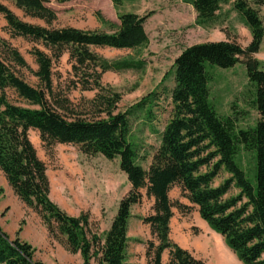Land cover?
Returning <instances> with one entry per match:
<instances>
[{
    "label": "trees",
    "instance_id": "trees-1",
    "mask_svg": "<svg viewBox=\"0 0 264 264\" xmlns=\"http://www.w3.org/2000/svg\"><path fill=\"white\" fill-rule=\"evenodd\" d=\"M111 1L119 6L132 0ZM184 1L194 8L196 24L201 26L213 24L222 4L231 3L250 32V42L242 47L227 38L185 47L160 86L123 111L119 109L122 93L104 85L101 78L107 71H143L145 61H109L91 47L136 50L147 46L144 24L149 14L119 13L118 23H114L97 13L99 21L111 29L105 32L50 27L57 15L48 0H13L26 16L42 20L46 26L25 22L0 3L10 35L44 48L31 50L36 64L32 69L16 48L0 38V172L14 195L39 216L49 236L68 252L79 253L83 264H129L131 208L141 201V190L153 199L152 213L141 218L149 226L151 239H136L145 244L146 264H164V252L166 264H205L170 236L173 209L187 212L190 208L170 199L175 186L242 264H264V67L254 57L264 39V21L258 9L264 0ZM65 53L71 63V88L95 92L78 104L53 87V65ZM236 64L245 67L254 86L252 104L258 118L248 128L237 127L236 115H219L210 99L209 68L228 69ZM17 67L34 75L39 86L27 83ZM167 81L170 86L164 85ZM8 91L23 104L11 101ZM165 102L170 106L168 119L159 131L155 124L159 113L166 110ZM135 124L159 137L146 169L140 161L149 153L141 155L143 145L135 138ZM30 130L38 133L46 152L55 144H71L87 156L118 159L131 188L120 199L102 235L92 228L88 213L69 215L51 199L47 167L29 138ZM242 151L251 157L250 173L239 164ZM222 171L228 177L215 186ZM232 189L237 193L228 195ZM0 264L43 263L35 260L28 242L18 237L11 240L0 228Z\"/></svg>",
    "mask_w": 264,
    "mask_h": 264
},
{
    "label": "rangeland",
    "instance_id": "rangeland-1",
    "mask_svg": "<svg viewBox=\"0 0 264 264\" xmlns=\"http://www.w3.org/2000/svg\"><path fill=\"white\" fill-rule=\"evenodd\" d=\"M251 2L253 0H250ZM21 20L46 26L39 19L26 16L14 5L13 0H0ZM48 6L56 12L57 19L50 27L74 26L84 30L110 32L108 25L98 19L100 13L105 19L118 23V14L132 12L139 16L149 14L144 29L148 36L147 46L136 49H114L110 47H91L93 51L109 61L121 59H143V71L126 70L122 72L107 71L101 81L122 93L119 109L125 110L148 92L158 88L164 74L169 71L174 59L187 46L209 42L235 39L242 47L250 42V32L231 3L222 4L218 18L213 24L201 26L196 24L194 8L184 0H132L114 6L111 0H48ZM253 5V3H252ZM264 21V4L258 7ZM0 38L16 48L25 58L27 64L36 69L31 50L43 46L22 37H12L7 29L6 21L0 14ZM264 67V39L258 53L254 55ZM19 75L30 85L39 86L38 79L27 69L17 67ZM53 87L65 93L73 104L82 98L90 99L94 91H80L71 88V63L65 53L54 63ZM212 76L210 83V99L221 116L236 115L237 127L248 128L255 124L258 114L253 107L254 86L249 83L245 67L236 64L228 69L209 68ZM164 85H171L167 81ZM11 101L23 104L12 91H8ZM165 111L160 112L155 126L160 131L168 119L170 106L163 103ZM238 112V113H236ZM134 126L135 138L143 145L141 155L149 153V157L140 161L146 169L150 155L159 144V137L148 128L139 130ZM29 138L34 145L38 157L47 167L50 181V197L69 215L77 216L88 213L92 228L99 234L109 228L120 199L130 190L131 186L126 175L120 170L118 159L108 160L102 155L87 156L75 145L55 144L51 151L42 147L36 131H29ZM238 161L241 167L250 173L252 160L245 151L240 152ZM228 174L222 171L214 181L218 185ZM250 180L253 176L248 174ZM142 198L131 208L132 217L129 221L128 263L146 264L145 244L151 239L149 226L141 221L152 213L153 199L141 190ZM232 189L228 195L236 194ZM171 200H179L190 206L187 212L173 209L170 220L173 241L191 251L196 257L202 258L205 264H242L234 253L225 245L223 238L200 218L197 207L181 197L179 187L169 192ZM0 228L12 240L18 237L34 248V258L43 264H83L79 253L68 252L58 241L52 239L39 216L27 208L7 185L0 172ZM139 239L143 242H138ZM228 249L235 258L225 250ZM163 263H167L166 256ZM89 264H94L90 261Z\"/></svg>",
    "mask_w": 264,
    "mask_h": 264
},
{
    "label": "crops",
    "instance_id": "crops-1",
    "mask_svg": "<svg viewBox=\"0 0 264 264\" xmlns=\"http://www.w3.org/2000/svg\"><path fill=\"white\" fill-rule=\"evenodd\" d=\"M260 48H261V47H260ZM5 181H6V180H5ZM6 183H7V182H6ZM7 185H8V184H7ZM225 250L228 252V254H229L230 256H232V258H235V257H236V256L234 257L235 254L232 255V253H230V252L228 251V249H225ZM165 256H166V258H168V256H167V252H164V253L162 254V261H163V257H165Z\"/></svg>",
    "mask_w": 264,
    "mask_h": 264
}]
</instances>
